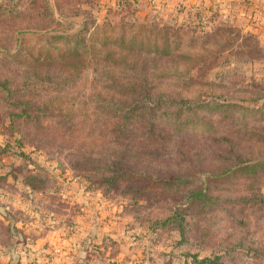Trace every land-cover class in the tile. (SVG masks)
Wrapping results in <instances>:
<instances>
[{"label":"rangeland","instance_id":"374dc122","mask_svg":"<svg viewBox=\"0 0 264 264\" xmlns=\"http://www.w3.org/2000/svg\"><path fill=\"white\" fill-rule=\"evenodd\" d=\"M118 1L0 0V12H13L0 17L3 80L17 86L30 66L36 69L31 77L35 72L56 74L61 86H71L68 92L43 89L24 95V103L14 104H23L28 112L14 121L12 114L21 113L22 107L6 106L0 94V264H195V257L215 254L223 264H264V254L254 252L264 250V206L229 201L251 195V184L264 193V166L213 183L212 191L223 204L180 212L185 235L176 223H163L184 200L178 189L158 188L150 198L115 190L106 196L98 183L101 176L82 167L91 165L85 163V153H105L103 140H111L109 133L101 137L90 128L88 118L100 125L109 121L102 107L112 101L128 110L136 103L151 105L152 89L163 95L155 111L165 126L166 143H154L147 124L138 128L133 133L142 137L132 140V162L157 170L184 164L188 157L200 159L203 152L208 159L212 153L227 155L232 165L264 159V26L250 28L249 17L228 14L216 0L207 3L210 8L218 5L213 13L204 8L188 12L181 0ZM36 11L47 12L54 21L23 19ZM89 11L97 26L86 35L88 48L78 55L53 53L45 63L8 56L18 51L19 33L77 31ZM135 35L146 44L130 46ZM123 38L129 46L121 45ZM55 44L64 47V42ZM94 50L102 53L96 56ZM114 59L146 64L132 77L129 71L122 74L124 64L116 66L113 73L122 77L119 91L108 90L95 74V62L103 68ZM46 63L50 65L42 66ZM15 92L17 98L22 90ZM69 96L84 110L67 123ZM141 115L133 113L134 128ZM84 119L85 124L77 125ZM203 121L213 123L209 136ZM120 123L127 128L123 119Z\"/></svg>","mask_w":264,"mask_h":264},{"label":"trees","instance_id":"16d2710c","mask_svg":"<svg viewBox=\"0 0 264 264\" xmlns=\"http://www.w3.org/2000/svg\"><path fill=\"white\" fill-rule=\"evenodd\" d=\"M123 0H119L117 2L118 5H121ZM180 4H182V8L186 11H205L208 10L210 13L218 10V8H210L206 4L199 3H189L188 0H181ZM179 3L177 5H180ZM50 9V7L48 8ZM13 12H0V17L3 15H10ZM28 13V12H27ZM84 21L82 26L80 25L79 30H74L73 32H64L63 34H53L51 30H46L44 32H36V31H25L18 34L16 39L18 51L15 53H10L8 56L15 57L16 54L25 55L33 60L37 59L38 61H42L41 63H45L48 58L51 57L53 53L61 54L62 52L67 51L70 56L78 55V51L83 48H88L89 40L86 37L90 31L94 30L97 26V18L91 17V12H84ZM15 17H20L17 15ZM24 20L30 19V21H37L42 23L52 22L54 21L52 18L48 17L47 12L43 14L41 12H30L23 17ZM1 21V19H0ZM58 23V22H57ZM145 39V38H143ZM160 38L155 39L156 48L158 49L160 42ZM126 38H123L121 45L122 46H133L136 43L141 45L146 44L144 40L138 39L137 35L131 38L130 44H126ZM64 42V47L58 46L55 43ZM168 43L169 40L167 39ZM61 44V45H62ZM31 49L36 51V54L31 52ZM46 52V53H45ZM102 52L95 51L94 55L98 56ZM115 53V52H108ZM59 56V55H58ZM102 57L101 60H103ZM115 60V59H114ZM124 64L123 75H125L126 71H129L128 77H132V75L137 71L144 69L145 60L135 59L133 61L125 60L124 63L118 62L115 60L112 64L107 65L103 68L100 67V62L97 60L95 62V74L99 77V81L104 85L106 89L118 90L119 87L117 82L122 79V77H118L113 73L116 66L121 67ZM42 65V64H41ZM50 65V63H46L42 66ZM29 68V69H27ZM36 69L30 68V66L25 67L24 75L21 80H19L17 86L15 84H8L7 81L3 80V77L0 76V94L2 96V100H6V106H9L14 109L21 107V113H13L11 116V121L17 119H22L25 117V114L28 112V109L22 106H19V103H24L25 96L28 94L37 92L43 89H56L58 92H68L71 89V86H61L60 83L56 81L55 75L52 76H41L40 73L33 74L34 77H31V72ZM47 78V79H45ZM138 79V78H137ZM137 84V82H135ZM154 88V86H153ZM19 89L22 92L21 96L16 98L15 90ZM25 95V96H24ZM142 95V91L135 93V96ZM69 100V110L64 114L65 121L67 123L73 122L72 119L78 118L79 111L83 112L84 108L77 106L78 102L72 100V96L68 97ZM15 99V100H13ZM142 99V98H141ZM0 100V104L4 105V103ZM14 101V102H12ZM18 104H14L17 103ZM138 100L135 99V102ZM148 101L152 102L151 105L144 103L139 104L136 103L131 109H126L125 107L120 108L116 102H110L104 105L102 108V113L105 117L110 116V120H105V123L100 125L99 121L95 120L89 122V118L87 120L90 128L99 130L101 137L105 136L106 133L111 135V140L109 142L103 140L107 143V151L105 153L96 152L94 149H90V153H94L95 155H90V153H85L87 155V159L85 163H91L90 166H82L85 171L95 172V174L101 176V179L98 183L103 187V192L106 196H108L109 191L115 190L120 195L126 196H134L137 198H150L152 197V191L158 188H162L163 190L170 191L173 189H178V191L182 192V197L184 200H181L180 205L176 206L174 209H171V215L166 218L163 223L167 226L172 223H176L178 225V229L180 230L181 235H185V227L184 221L185 217H181L180 212L187 210L188 208H195L199 206L204 210H214L215 208H219L223 201L214 194L212 191L211 185L213 183H222L227 177H232L233 173L237 171H246L252 168H260L264 166V159L259 160H246L239 161L238 163L232 165L229 163V159L227 155H215L212 153L211 159L207 158L205 152H203V157L198 159V156L195 158L188 157L184 164H175L171 168L167 166L166 168H160L157 170L152 169L149 164L141 165L139 162H132L131 154H133V138H141L142 135H137L135 132L138 128L145 127L148 125V130L150 131L151 138L154 143L160 144L161 141L164 143L167 135L163 130L165 126L163 123H160V116L157 115L155 109L156 105H161L163 103V95L161 93H156L152 91L148 93ZM188 101V100H187ZM189 102V101H188ZM63 103V102H62ZM186 104V102H185ZM1 107V105H0ZM147 108V109H146ZM63 109V108H60ZM137 109V110H136ZM158 109H161V106H158ZM133 111L142 114L139 120V126L136 124L130 123V119L132 118ZM0 118L2 116L0 115ZM123 119V125H126L127 128H122L120 120ZM86 123V120L80 121L77 125H81ZM188 123V121H187ZM109 124L111 127H109ZM162 125V126H159ZM207 128L208 136L212 133L213 123L209 121H203L202 124ZM185 128V127H183ZM207 136V137H208ZM251 137L250 139H253ZM20 140H18V143ZM115 147V148H114ZM111 149H114L111 150ZM137 152V151H136ZM179 152V150H177ZM163 153L162 151L155 156H159ZM182 156H185L186 153H182ZM218 159H221L218 161ZM218 163L221 166H217ZM139 164V165H138ZM166 169V170H164ZM257 184L249 185L248 189L251 190V195L245 196L241 199H233L229 200L232 202H240L244 204H249L250 206L255 205L257 209L258 207L264 206V193L261 192V188L257 190ZM184 201V202H183ZM178 222V223H177ZM257 255L264 254V250L258 249L254 251ZM103 257V256H102ZM221 256L219 254H215L213 256H205L203 258L195 257V264H223L220 260Z\"/></svg>","mask_w":264,"mask_h":264},{"label":"crops","instance_id":"0c3cea01","mask_svg":"<svg viewBox=\"0 0 264 264\" xmlns=\"http://www.w3.org/2000/svg\"><path fill=\"white\" fill-rule=\"evenodd\" d=\"M192 3L206 4L212 0H190ZM218 5H223L228 14L236 15L241 12L245 17H249V27L252 29L264 26V0H216ZM209 5V4H208ZM218 5L212 8H218ZM255 22V23H254Z\"/></svg>","mask_w":264,"mask_h":264}]
</instances>
